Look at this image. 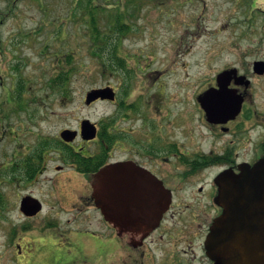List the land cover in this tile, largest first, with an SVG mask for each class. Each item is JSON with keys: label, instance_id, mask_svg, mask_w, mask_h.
Listing matches in <instances>:
<instances>
[{"label": "flooded vegetation", "instance_id": "obj_1", "mask_svg": "<svg viewBox=\"0 0 264 264\" xmlns=\"http://www.w3.org/2000/svg\"><path fill=\"white\" fill-rule=\"evenodd\" d=\"M233 56V63L217 71L194 97L202 131L190 128L183 113L157 112L154 109L159 106L132 99L124 88L121 91V82H107L102 87H111L115 100L103 102L114 108L99 120H90L96 128L95 137L86 139L88 133L82 130L86 118H82L76 128H60L36 145L23 151L18 150L19 145L6 153L0 169L7 171V183H33L43 178L59 189V203L66 206L57 209L59 212H74V220L84 215L87 221L82 226H72L71 220L61 223L50 216L55 212L51 208L49 219L33 224L43 210L25 217L16 209L22 222L6 226L8 242L17 250L16 260L18 255L21 262L36 256L37 264H75L70 257L75 252L79 264H218L207 255L206 238L222 212L216 203L219 181L226 175L241 174L264 157V51L247 50ZM223 72L228 74L220 84L231 96L214 100L218 114L210 120L206 94L218 93V76ZM4 104L7 111L1 116L8 120L14 113L10 107L19 104ZM65 130L76 132L75 137L65 140L61 135ZM19 135L15 126L1 124L0 140L11 136L16 142ZM121 163L143 169L171 195L158 226L144 237L133 236L128 230L119 234L103 218L100 228L105 236L91 231L93 212L100 215L93 199L95 176L104 168L109 169L110 179L117 175L111 167ZM26 238L30 240L22 245ZM34 244L39 250L49 249L33 255Z\"/></svg>", "mask_w": 264, "mask_h": 264}, {"label": "rangeland", "instance_id": "obj_2", "mask_svg": "<svg viewBox=\"0 0 264 264\" xmlns=\"http://www.w3.org/2000/svg\"><path fill=\"white\" fill-rule=\"evenodd\" d=\"M106 1L118 2L126 13L130 31L122 38L119 55L125 57L129 72L114 69L99 73L100 66L87 48L82 22L79 18L72 20L68 14L74 0H0V126H15L20 134L16 142L11 136L1 137L0 167L4 166L6 153L16 146L21 145L18 150L23 151L42 138L52 137L60 128H76L82 118L94 122L112 112L114 107L104 102L87 106L84 97L91 88L107 82H121L123 91L124 74L131 76L128 95L132 99L149 100L147 103L153 107L159 106L160 109L153 108L157 112L168 111L173 116L183 113L190 128L202 131L194 99L201 87L217 71L233 63L234 53L264 51V0ZM67 52H73V56L66 67L77 71L67 76L66 90L49 88L48 82L58 71L55 55ZM20 81L25 104L10 107L14 113L4 119V96ZM134 107L130 106L132 111ZM0 176V211L13 209L0 214V264L38 262L36 256L21 262L19 255L17 261V250L8 242L6 232V226L22 222L16 209L26 195L37 198L43 207L33 224L49 219L51 208L55 212L50 216L61 223L71 220L72 226L87 224L84 215L74 220V212L58 211L66 209L59 203V189L43 178L10 184L6 182L7 171L0 170ZM90 220L91 231L104 237L101 215L94 211ZM33 246V255L45 254L49 249ZM70 257L79 264L78 254L72 252Z\"/></svg>", "mask_w": 264, "mask_h": 264}, {"label": "water", "instance_id": "obj_3", "mask_svg": "<svg viewBox=\"0 0 264 264\" xmlns=\"http://www.w3.org/2000/svg\"><path fill=\"white\" fill-rule=\"evenodd\" d=\"M260 64L262 62L256 63ZM226 74L223 72L218 76L219 83ZM220 87L222 90L218 93L209 91L206 94L210 120L218 114L214 100L219 96H231L224 90L225 86ZM97 99L113 100L114 93L109 88L93 89L87 93L85 103L89 105ZM82 130L88 133L86 139L95 136V127L88 120L82 122ZM69 133L71 135L66 136ZM75 134L65 130L62 137L70 141ZM111 169L117 175L110 179L109 169H101L95 176V206L119 234L128 230L133 236L144 237L158 226L168 209L170 192L146 171L129 163L113 165ZM216 203L222 212L214 220L206 239L209 258L218 264H264V157L239 175L221 178ZM20 208L25 216H34L40 211L41 204L26 196L21 200Z\"/></svg>", "mask_w": 264, "mask_h": 264}, {"label": "trees", "instance_id": "obj_4", "mask_svg": "<svg viewBox=\"0 0 264 264\" xmlns=\"http://www.w3.org/2000/svg\"><path fill=\"white\" fill-rule=\"evenodd\" d=\"M115 2L108 3L105 0L104 3H101L99 0H74L68 13L72 20L79 18L82 22L84 34L87 36V48L93 59L99 64L100 74L119 68L129 72L126 69L125 57L119 55V47L125 33L130 31V27L125 22L126 13L124 9L118 2ZM128 4L130 5V3ZM72 56L73 52L55 55L58 71L57 75L48 82L49 88L66 90L67 76L77 71L66 67L67 64L71 63ZM21 85V81L17 83V91L10 94L11 99L21 100Z\"/></svg>", "mask_w": 264, "mask_h": 264}]
</instances>
